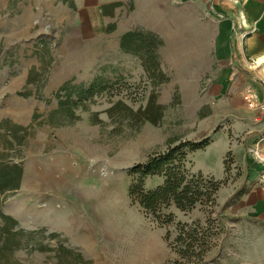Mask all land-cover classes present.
Wrapping results in <instances>:
<instances>
[{"label":"rangeland","instance_id":"1","mask_svg":"<svg viewBox=\"0 0 264 264\" xmlns=\"http://www.w3.org/2000/svg\"><path fill=\"white\" fill-rule=\"evenodd\" d=\"M72 20L65 0H0V122L7 120L21 138L16 143L0 130V164L21 171L17 189L0 194V210L15 220V231H24L18 237L22 248L14 252L5 248L0 234V264H197L181 253L185 244L176 243L178 223L202 228L198 237L205 240V253L199 264L228 263L235 243L234 209L228 208L236 195L221 209L217 204L189 213L163 209L160 215L173 214L175 222L162 226L132 204L129 171L138 159L181 141L208 139V147L187 156V169L218 178L223 163L221 189L243 181L239 200L240 188L247 190L246 172L231 166L230 153L221 161L224 144L244 150L240 138L226 130L232 109L211 99L210 80L200 75L194 86L202 83L204 90L161 92L182 103L161 108L166 114L161 121H118L121 108L108 106L105 90L104 41L84 48L100 54L101 74L85 73L93 66L90 59L62 74L60 56L80 49L67 26ZM29 75L33 83L27 85ZM237 107L246 109L243 100ZM121 224H128L130 233L147 234L154 248L138 252L130 233L127 243L112 242L108 236Z\"/></svg>","mask_w":264,"mask_h":264},{"label":"crops","instance_id":"2","mask_svg":"<svg viewBox=\"0 0 264 264\" xmlns=\"http://www.w3.org/2000/svg\"><path fill=\"white\" fill-rule=\"evenodd\" d=\"M65 5L73 15L67 26L80 49L60 56L62 74H71L78 64L85 66L87 59L93 66L85 73L101 74L100 54L84 48L104 41L105 90L108 106L121 108L118 121H161L166 115L161 108L182 104L176 96L162 97V91L204 90L202 83L194 86V78L203 75L210 80L206 90L211 99L232 109L226 130L244 146L243 150L224 144L227 151L221 156L222 161L230 153L231 166L246 172L247 188H240L239 200L243 181L217 193L220 209L236 195L234 207L228 208L234 209L235 243L226 264H264V166L247 153L264 124L255 123L243 107L235 108L246 90L264 96V0H66ZM146 160L138 159L135 165ZM225 174L222 163V174L214 179L222 181ZM163 182L160 177L147 178L146 190Z\"/></svg>","mask_w":264,"mask_h":264},{"label":"trees","instance_id":"3","mask_svg":"<svg viewBox=\"0 0 264 264\" xmlns=\"http://www.w3.org/2000/svg\"><path fill=\"white\" fill-rule=\"evenodd\" d=\"M32 83L33 79L29 75L27 85ZM20 96L27 95L20 94ZM2 129H5L3 134L6 138L10 137L16 143L20 142L21 138L17 136L18 129L11 126L7 120L0 122V130ZM8 144L9 142L4 143L3 147ZM208 146V139L199 143L181 141L174 147L169 146L164 152L152 153L144 163L134 165L129 171V175L133 178L129 187V198L132 204H137L146 217L157 221L162 226L175 222L173 214L160 215L163 209L171 206L181 213H189L198 207L211 210L216 205L217 193L225 182L216 181L213 177L204 176L200 172L191 174L186 167L189 154ZM0 155L2 157V154ZM20 175L19 167H6L0 164V194L4 195L16 190ZM152 177L163 178L164 182L156 189L146 190L145 180ZM16 225L15 220L4 215L0 210V234L5 248L10 252L22 248V242L18 237L24 231H15ZM177 228L179 235L176 243L185 244V250L181 253L189 256V263L196 261H198L197 264L201 263V257L205 253L202 249L205 246V240L203 237H198L202 233L200 225L178 223ZM197 249L199 252H196ZM39 250L43 251V248Z\"/></svg>","mask_w":264,"mask_h":264},{"label":"built area","instance_id":"4","mask_svg":"<svg viewBox=\"0 0 264 264\" xmlns=\"http://www.w3.org/2000/svg\"><path fill=\"white\" fill-rule=\"evenodd\" d=\"M248 69L253 70L255 65L247 61ZM264 86V82L262 83ZM246 110L253 117L255 123L264 124V96L259 98L252 90H246L243 95ZM247 153L256 163L264 166V129L258 138L247 148Z\"/></svg>","mask_w":264,"mask_h":264},{"label":"bare ground","instance_id":"5","mask_svg":"<svg viewBox=\"0 0 264 264\" xmlns=\"http://www.w3.org/2000/svg\"><path fill=\"white\" fill-rule=\"evenodd\" d=\"M127 230H128V224L126 226L121 224V228L114 226V230L112 231L111 236L108 237L112 242L127 243L128 242L127 235L128 233H130L129 230L128 231ZM130 235L133 236L132 246L138 252L145 251L148 248H151V250L154 248L153 240L152 238L147 236V234L134 231L133 233H130Z\"/></svg>","mask_w":264,"mask_h":264}]
</instances>
